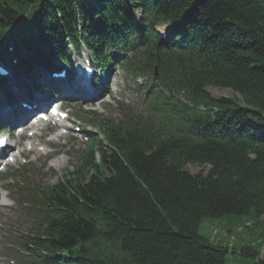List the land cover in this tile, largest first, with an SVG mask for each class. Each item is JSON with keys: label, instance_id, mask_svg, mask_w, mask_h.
Listing matches in <instances>:
<instances>
[{"label": "trees", "instance_id": "obj_1", "mask_svg": "<svg viewBox=\"0 0 264 264\" xmlns=\"http://www.w3.org/2000/svg\"><path fill=\"white\" fill-rule=\"evenodd\" d=\"M83 47L105 70L111 49L132 54L129 69H157V84L143 91L140 113L126 107L118 121L98 120L103 139L76 170L29 196L37 214L23 264L259 259L252 246L198 232L207 219L264 216V0H0V61L14 60L32 86ZM208 87L239 98H215Z\"/></svg>", "mask_w": 264, "mask_h": 264}, {"label": "rangeland", "instance_id": "obj_2", "mask_svg": "<svg viewBox=\"0 0 264 264\" xmlns=\"http://www.w3.org/2000/svg\"><path fill=\"white\" fill-rule=\"evenodd\" d=\"M138 16H140L138 14ZM167 30L163 28L159 30L162 35ZM22 32H25L24 27H21L15 37L18 38ZM86 55V52H83ZM130 54L127 58L130 59ZM113 71L112 80L106 85V93H111L110 96L105 95L104 99L99 104H95L94 109L97 110L98 118H110V120H117L119 118L120 107H117V103H122L136 110V107H140L139 93L140 89L144 88L146 84L155 83V78L153 76H136L135 70H128L125 62L117 61V64ZM109 73V74H110ZM141 79H140V78ZM111 79V76L110 78ZM24 82H27L26 79ZM22 89V87H20ZM207 90L215 98H239V96L230 90L208 87ZM82 103H79L81 109H84ZM6 106L4 97L0 94V114L4 115L6 112ZM73 111H71V120L77 121L80 119L82 112L85 110H80V108H74L71 105ZM140 111V108H139ZM77 125H79L77 123ZM81 127V126H80ZM84 127V126H83ZM87 131V132H85ZM83 132V136L80 139L73 138H63L59 144H48L49 139L38 137L35 141L41 142V145L49 146V150L54 151L53 155L40 157L38 151L32 154H27L25 157L30 159L32 167L26 169L27 175L19 176V166L9 167L5 174H0L2 179L0 182V198L5 196L13 197L16 193L14 184L6 182L4 179L8 174H13L17 176L18 180L23 181L27 185H34L36 188H49L57 184L60 180L65 179L67 173H71L75 170L76 166L79 165L80 154L82 151L86 150L91 143V134L96 136H101L96 127L87 128ZM39 133V132H38ZM40 134V133H39ZM46 135V134H44ZM28 137L26 133L25 138ZM86 138H89V143H86ZM99 140V139H97ZM27 145L25 149H27ZM59 151V152H57ZM22 162H29L24 161ZM22 163V164H23ZM12 169V170H11ZM191 174H198L200 172L206 173L207 168L200 166H189L187 167ZM3 175V176H1ZM1 188L6 189L8 193H4ZM7 198V197H6ZM21 200V199H19ZM9 207L0 206V220L4 224L14 225L18 231H27L31 225L28 218L24 217L20 212L19 208L12 202L8 203ZM7 227V226H6ZM8 228L1 230L2 234L0 236V264H9L8 249V238L6 237ZM198 235L207 240H218L221 241L222 245H231L237 248H242L245 246H252L254 249L260 252L259 259L245 258L241 255L229 256L228 264H264V216L259 219L255 217L254 214L246 216H226L220 219H207L204 220L199 228ZM7 251V254H6Z\"/></svg>", "mask_w": 264, "mask_h": 264}, {"label": "bare ground", "instance_id": "obj_3", "mask_svg": "<svg viewBox=\"0 0 264 264\" xmlns=\"http://www.w3.org/2000/svg\"><path fill=\"white\" fill-rule=\"evenodd\" d=\"M66 63V62H65ZM74 83V82H73ZM16 84V82H15ZM75 87L77 89H75L76 91H73V94H69L67 92L64 93V95H66V98H71L72 101H76L77 98L82 97L81 100H83L84 103L86 104H92L95 101H98L100 93H103V91L99 92L96 89H92V84H89V81L87 82V80H85L83 77L82 79H80L79 81L75 82ZM90 86V87H89ZM18 90H15V93L13 94L18 100H29L30 103H32V106H38V107H42L41 104L44 103L45 98L41 95V94H35V93H31V94H27V93H20L18 95V93H16ZM35 94V95H34ZM14 97V98H15ZM20 97V98H19ZM31 104H29L30 106ZM20 110H22V108L20 107ZM34 112V110L31 111H25V113L27 114H32ZM3 116H7V115H2L0 114V118L4 119Z\"/></svg>", "mask_w": 264, "mask_h": 264}]
</instances>
